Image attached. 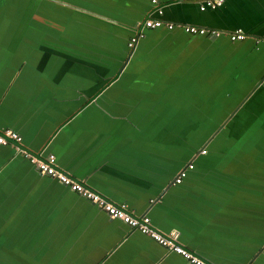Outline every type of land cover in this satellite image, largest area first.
I'll use <instances>...</instances> for the list:
<instances>
[{
    "label": "crops",
    "instance_id": "obj_1",
    "mask_svg": "<svg viewBox=\"0 0 264 264\" xmlns=\"http://www.w3.org/2000/svg\"><path fill=\"white\" fill-rule=\"evenodd\" d=\"M60 1L0 0V131L205 264H264V0ZM146 17L245 38L127 48ZM24 153L0 145V264H189Z\"/></svg>",
    "mask_w": 264,
    "mask_h": 264
},
{
    "label": "built area",
    "instance_id": "obj_2",
    "mask_svg": "<svg viewBox=\"0 0 264 264\" xmlns=\"http://www.w3.org/2000/svg\"><path fill=\"white\" fill-rule=\"evenodd\" d=\"M224 1L225 0H200L198 2V9L200 11L215 9L219 7ZM151 2L155 3L156 1L151 0ZM155 12L157 13V15H160L161 9L156 7ZM159 27L165 28L167 30H171L174 27H177L183 33H186L188 35L205 36L210 38L225 36L229 41H237L245 38V34L241 31V29L237 28L231 31H226L191 24H174L169 21L161 20L159 18L146 17L139 23L138 27L134 28V32L126 41V47L131 49L135 45L136 41L140 37H142L143 29H153ZM20 140L21 137L16 132L10 129H3L0 131V145H5L9 142L19 143ZM20 152L24 153L23 151ZM199 153L203 154L205 153V150L200 149ZM23 155L30 159L29 161L34 164L35 169L38 173L55 179L61 185L67 187L70 191L90 201L99 209L103 210L109 218L119 220L130 229L137 230L141 234L146 235L161 247L179 254L189 264H205L200 259L192 255L189 251L174 243L169 237L157 232L150 225V221L147 216H134L127 211L125 204L109 203L93 191L88 190L81 184L69 178L66 174L58 170L53 165L54 157L52 154H48L44 159L38 161L31 159L27 153H24ZM191 168L192 164L191 162H189L176 174V176L173 178L172 183H179L185 176L186 170Z\"/></svg>",
    "mask_w": 264,
    "mask_h": 264
},
{
    "label": "water",
    "instance_id": "obj_3",
    "mask_svg": "<svg viewBox=\"0 0 264 264\" xmlns=\"http://www.w3.org/2000/svg\"><path fill=\"white\" fill-rule=\"evenodd\" d=\"M9 143H11V144H13L15 147H16V149L18 150V151H23V148H21L20 146H19V144H17V143H14V142H9ZM21 153V152H20ZM28 160H29V158L28 157H26ZM35 167V166H34ZM36 172H37V170H36ZM38 173V172H37ZM39 175H41V176H45V175H42V174H40V173H38ZM48 177V176H47ZM58 182V181H57ZM59 183V182H58ZM65 187V186H64ZM67 188V187H66ZM68 189V188H67Z\"/></svg>",
    "mask_w": 264,
    "mask_h": 264
},
{
    "label": "rangeland",
    "instance_id": "obj_4",
    "mask_svg": "<svg viewBox=\"0 0 264 264\" xmlns=\"http://www.w3.org/2000/svg\"><path fill=\"white\" fill-rule=\"evenodd\" d=\"M57 1L61 2L60 0H57ZM218 126H219V125H218Z\"/></svg>",
    "mask_w": 264,
    "mask_h": 264
}]
</instances>
